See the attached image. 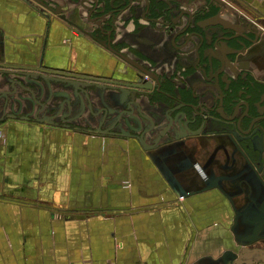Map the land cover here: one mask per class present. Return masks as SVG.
<instances>
[{
	"label": "crops",
	"instance_id": "obj_1",
	"mask_svg": "<svg viewBox=\"0 0 264 264\" xmlns=\"http://www.w3.org/2000/svg\"><path fill=\"white\" fill-rule=\"evenodd\" d=\"M232 1L253 8L264 79V0ZM36 11L0 0V66L44 47L51 69L111 75L59 30L44 46ZM16 71L0 68V264H253L261 191L227 137L182 138L168 108L130 90Z\"/></svg>",
	"mask_w": 264,
	"mask_h": 264
},
{
	"label": "flooded vegetation",
	"instance_id": "obj_2",
	"mask_svg": "<svg viewBox=\"0 0 264 264\" xmlns=\"http://www.w3.org/2000/svg\"><path fill=\"white\" fill-rule=\"evenodd\" d=\"M29 2L45 22L44 46L51 32L59 30L65 47L84 44L93 57H106L114 68L111 75L82 74L69 64L51 69L43 64L42 47L37 61L16 66V72L30 73L28 80L31 74L91 76L102 81L89 83L130 90L131 95L136 92L108 81L139 80L149 89L141 93L149 103L168 108L167 125L185 130L182 138L224 135L234 144L253 172L258 188L254 197L261 191L257 226L264 227V79L253 68V44L259 40L253 8L232 0ZM117 74L124 79H115ZM253 243V264H264V235Z\"/></svg>",
	"mask_w": 264,
	"mask_h": 264
},
{
	"label": "water",
	"instance_id": "obj_3",
	"mask_svg": "<svg viewBox=\"0 0 264 264\" xmlns=\"http://www.w3.org/2000/svg\"><path fill=\"white\" fill-rule=\"evenodd\" d=\"M255 32H257L258 34L261 33L259 32V29L257 28V26L255 27ZM257 37V34H256ZM258 38V37H257ZM3 67L6 68H13L16 69V66H12V65H5ZM24 69H28V68H24ZM45 73L50 74V75H60V72L57 70H43ZM70 77H75V79H80V80H85V81H93V82H101L102 80H99L98 78H94L91 76H83V75H70ZM108 83H111L110 85H115V86H123L126 87L128 89L133 90L134 92H136V96H138V94H141L143 92H147L149 91L148 88H145L144 86L140 85L139 80H136L135 82H119V81H108ZM22 86H24L26 88V86L21 83ZM178 125V124H177ZM163 133V132H162Z\"/></svg>",
	"mask_w": 264,
	"mask_h": 264
},
{
	"label": "rangeland",
	"instance_id": "obj_4",
	"mask_svg": "<svg viewBox=\"0 0 264 264\" xmlns=\"http://www.w3.org/2000/svg\"><path fill=\"white\" fill-rule=\"evenodd\" d=\"M1 85H6L5 87H8V83L7 84L6 83H1L0 86Z\"/></svg>",
	"mask_w": 264,
	"mask_h": 264
},
{
	"label": "built area",
	"instance_id": "obj_5",
	"mask_svg": "<svg viewBox=\"0 0 264 264\" xmlns=\"http://www.w3.org/2000/svg\"><path fill=\"white\" fill-rule=\"evenodd\" d=\"M179 199H180V200H182V199H183V197H179Z\"/></svg>",
	"mask_w": 264,
	"mask_h": 264
}]
</instances>
